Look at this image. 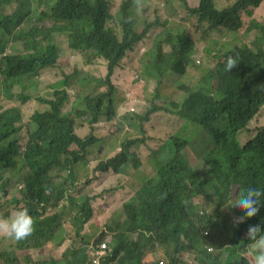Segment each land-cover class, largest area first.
Segmentation results:
<instances>
[{"label":"trees","instance_id":"1","mask_svg":"<svg viewBox=\"0 0 264 264\" xmlns=\"http://www.w3.org/2000/svg\"><path fill=\"white\" fill-rule=\"evenodd\" d=\"M179 1L148 0L141 16L133 0H0V98L17 105L0 111V199L20 196L18 209L27 208L35 221L26 240H10L19 250L0 239V264H93V248L102 243L108 250L98 264H158L146 261L158 252L165 264H246L242 242L249 225L264 230V198L245 224H233L243 212L229 205L234 189H264V26L250 22L259 34L243 44L240 13L251 16L248 8L262 0L186 7L200 42L233 33L216 42L217 61L194 87L185 81L196 53L190 35L134 25H168ZM136 47H144L148 64L115 111L110 76ZM79 56L104 59L107 75L84 73ZM228 56L238 57L231 72ZM113 119V135L97 132ZM251 125L255 132L242 144ZM150 127L169 131L152 152L154 174L137 187L125 184V172L141 170L133 147L151 139ZM184 149L201 169L190 166ZM93 171L114 174L105 189L124 202L119 222L93 220L86 197ZM186 255L192 258L184 261Z\"/></svg>","mask_w":264,"mask_h":264},{"label":"rangeland","instance_id":"2","mask_svg":"<svg viewBox=\"0 0 264 264\" xmlns=\"http://www.w3.org/2000/svg\"><path fill=\"white\" fill-rule=\"evenodd\" d=\"M232 1L233 0H229L228 3L219 2L217 7H224L230 4ZM196 4H197V0H190L189 5L186 2V0H184L183 3L180 2L181 9L173 14L171 18L172 21L168 25H163V26H161L160 24L153 25L152 23H148V22L142 23L140 20L134 23L138 31H141L146 28L147 32L151 34H161L164 31H170L172 33L186 31L190 35V37L195 41L196 53L193 57V64L188 69L187 73H185L187 75L185 81L189 83H193V87L198 82V80L203 75V73L208 68H211L214 65V60L209 55H205L203 53V48L205 47V43L199 41L200 39L199 32L196 30V28L193 25L189 24L187 20L189 13L187 12L186 7L191 8ZM14 5H12L7 11L11 10V8ZM111 9L112 12L115 14L114 9L112 7ZM241 20H242V26H245L247 28V31L243 35L244 37L243 44L251 46V41L254 39L256 35L259 34V32L254 26L250 25V22L251 20H253L256 23L264 26V2H263V8L260 11H258L257 13L253 11L252 17H248L245 14H241ZM111 26L114 28L117 35H119L120 30L118 26L114 24V22L111 23ZM232 34L233 33H224L222 35L212 34L211 41L208 44L209 50H211L214 54V52L216 51V46H215L216 42L218 41L224 42ZM56 39L58 43L64 44L63 38L56 36ZM137 47L133 52L128 53L127 58H124L122 60L120 65L114 70V73L111 76V81L117 87L116 93L113 94V107L115 106V104L117 105L119 103L121 93L124 92L126 93V95H128L127 92L134 87L136 80L138 79V76L147 67L148 58L146 56L145 49L144 47L139 49ZM161 48L164 54H167L170 51V48L163 44L161 45ZM7 53H10V51L7 50ZM12 53L15 52L13 51ZM70 56H68V59H70ZM79 60H80L79 65L84 73L95 76H100V75H104V77L106 76V66L103 60L96 59L91 64H86L84 62V59L80 56H79ZM222 60L223 57L220 58V61ZM61 62H63V60H61L59 63ZM47 83L48 82L46 81L45 83L42 84V86L46 85ZM172 99L179 101L180 97L175 96ZM10 107H17L14 100H7L5 98H0V111L2 109H7ZM116 107L117 106H115V111H116ZM113 122L114 119L110 123H100L99 125L96 126L97 132L113 135L114 132V129L112 128ZM262 125H264V123ZM262 125L257 126L255 130ZM253 129H254L253 125L249 126L247 131L242 135L241 141H244L242 144H244L254 134L255 130L253 131ZM168 133L169 131L166 129L150 127L148 134L151 136V139L150 140L144 139L145 144L143 146L133 147V150H136L138 155L140 156V159L142 161V167L139 172H133L131 170L125 172L126 175L125 184L137 187L140 179H145L154 174V163L151 158L152 152L157 150L165 142L166 139L164 138L167 136ZM86 134L87 132L84 130L78 131V135L81 137H84ZM20 135H21V145L23 147L27 140L25 128H23ZM117 136L118 134L115 135V137ZM184 154L191 167L196 168L197 170L202 168L200 166V162L195 158V156L192 154V152L189 149H184ZM113 177L114 174L111 172L108 174H100V173H95L93 171L92 182L86 188V194H87L86 197L90 200V205L92 208V218L95 222H97L101 226L104 224H112L119 222L123 217L122 206L124 202L117 201V199L114 198V196L110 193V191H107V189H105V186L108 185V182L111 181ZM19 198L20 196L15 198L11 196H7L5 198L2 197L0 199V205H1L0 215L8 217L12 212H14V210H17L19 207V203L17 202ZM2 241H4V244L7 245L10 249L19 250L10 240L2 239ZM6 251L9 252L8 250ZM191 258H192L191 255L183 256L184 261H189ZM146 261L147 262L157 261L158 264L160 262H163L165 264L166 258L162 252H158L155 256H148L146 258Z\"/></svg>","mask_w":264,"mask_h":264},{"label":"clouds","instance_id":"3","mask_svg":"<svg viewBox=\"0 0 264 264\" xmlns=\"http://www.w3.org/2000/svg\"><path fill=\"white\" fill-rule=\"evenodd\" d=\"M263 2L264 0H262L259 6L256 8H248L252 12V15H253V11L257 13L263 8ZM133 3L138 9L139 15L142 16L145 8L148 6V0H133ZM160 7L163 8L164 7L163 4H161ZM241 14H245V13L243 11L240 13V20H241ZM252 15L251 16L246 15V16L252 17ZM251 22H255V21L251 20ZM204 43H205V47L203 48V53L205 55H209L214 60V65H215L217 61V58L213 57L215 53L213 54V52L209 50L207 42L204 41ZM205 48H207L210 51L209 54H207L204 51ZM127 55L128 52H126V55L121 59L119 64L116 67H114L113 73L114 70L120 65L122 60L124 58H127ZM96 59H101L105 62L106 75H107L106 61L102 58H96ZM96 59H91V61H86L85 59L84 62L86 64H91ZM237 64H238V57L228 56L225 62V70L231 72L237 66ZM214 65L212 67H214ZM18 138H19V145L21 146L20 133L18 135ZM237 193L239 194L237 195ZM232 195L234 198V202L229 206L239 209L240 211L243 212V215L236 216L233 218V224L234 225H238L240 223L245 224L248 220H250L252 217L258 214L260 210L261 200L262 198H264V189L256 188V187H248L245 189L237 188L233 190ZM34 225H35V221L33 217L29 214L27 208L15 210L8 217L7 216L4 217L0 215V239H9L14 242H20L26 240L34 232ZM101 245L106 246L105 243L100 244V246ZM100 246H98L97 248H93L92 256L97 250L101 249ZM242 246L246 257V264H264V230L261 229L260 225L258 224L249 225L247 227L246 239L242 242ZM107 250H108L107 247L106 249L103 250L102 257L105 256Z\"/></svg>","mask_w":264,"mask_h":264},{"label":"built area","instance_id":"4","mask_svg":"<svg viewBox=\"0 0 264 264\" xmlns=\"http://www.w3.org/2000/svg\"><path fill=\"white\" fill-rule=\"evenodd\" d=\"M101 249L97 250L95 253H94V257H96L92 263L93 264H98V259L97 258H101L102 257V254H103V250L106 249V246L105 245H101L100 246Z\"/></svg>","mask_w":264,"mask_h":264},{"label":"crops","instance_id":"5","mask_svg":"<svg viewBox=\"0 0 264 264\" xmlns=\"http://www.w3.org/2000/svg\"><path fill=\"white\" fill-rule=\"evenodd\" d=\"M189 2H190V1H189ZM160 5H161V4H160ZM179 10H180V9H179ZM179 10H178V11H179ZM176 12H177V11H176ZM174 13H175V12H174ZM174 13H173V14H174ZM173 14H172V16H173ZM148 15H149V16H153V7H151V6H150V8H149ZM172 16H171V18H172ZM171 18H170V21H172Z\"/></svg>","mask_w":264,"mask_h":264}]
</instances>
